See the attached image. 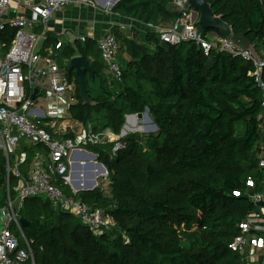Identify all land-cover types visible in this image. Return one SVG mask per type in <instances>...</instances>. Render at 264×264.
<instances>
[{
  "label": "trees",
  "instance_id": "trees-1",
  "mask_svg": "<svg viewBox=\"0 0 264 264\" xmlns=\"http://www.w3.org/2000/svg\"><path fill=\"white\" fill-rule=\"evenodd\" d=\"M173 1L119 0L110 12L166 26L179 16ZM204 1L234 35L251 42L257 55L264 51V0ZM195 27L204 37H221ZM113 34L120 81L108 82L90 38L65 43L59 51L64 60L83 57L95 71L85 75L89 105L79 97L75 74L67 73L76 87L71 118L120 135L126 116L147 111L157 130L143 137L127 134L121 139L125 147L114 154L113 143L85 147L106 169L107 182L79 191L75 198L109 218L113 225L101 235L44 197L24 200L19 218L27 222L22 232L33 253L25 264H246V254L232 252L229 245L239 235V225L262 207L249 198L264 183L259 169L264 107L250 75L252 62L215 50L204 55L193 42L163 43L153 30L135 31L132 37ZM14 35L8 26L0 31V54L8 52ZM56 40L50 36L44 47ZM63 67L67 72L68 65ZM21 151L27 154L21 167L26 177L34 155L47 150L22 144ZM249 179L253 189L246 186ZM18 183L10 176L11 190ZM57 184L71 195L60 179ZM6 188L0 154L3 195Z\"/></svg>",
  "mask_w": 264,
  "mask_h": 264
},
{
  "label": "built area",
  "instance_id": "built-area-1",
  "mask_svg": "<svg viewBox=\"0 0 264 264\" xmlns=\"http://www.w3.org/2000/svg\"><path fill=\"white\" fill-rule=\"evenodd\" d=\"M71 4L82 8L93 5L91 0H0V31L6 26L15 30L8 52L0 54V154L5 160L7 181L3 205L0 206V264H25L32 259L31 247L19 223V212L25 199L44 197L54 209L78 218L95 236L113 225L101 210L92 209L75 198L84 189L82 185L80 189L74 188V178L82 182L80 179H84L85 172H88L96 188L100 181L107 182L106 169L101 170L103 165L94 155L89 169L84 161L75 158L87 153L85 147L104 143L114 144V154L125 147L121 139L127 134L116 135L109 129L95 131L91 124L72 120L70 109L76 104V87L64 67H60L53 58L67 43V33L54 30L56 43L44 47L50 20ZM173 5L179 13L173 22L166 26L142 24L144 30L155 31L161 42L171 45L193 42L204 55L215 50L251 61L253 70L250 75L260 88L261 106L264 107V51L254 59L249 52L235 49L227 39L215 34L204 37L196 29L192 21L193 12L185 0H174ZM90 37L79 36L77 39L85 42ZM96 44L105 69L114 80L120 81L116 38L108 33L97 38ZM35 91L37 96L32 99ZM145 119L143 117L139 123ZM139 123L136 127L143 128ZM22 144L39 145L47 150L46 155H34L26 177L21 173L27 158L26 152L21 151ZM259 169L264 171L262 151ZM10 176L19 181L12 190ZM58 179L70 188L71 195L60 189ZM246 186L253 189L254 181L247 180ZM236 194L239 195L233 193ZM249 198L262 207L239 225L240 233L229 245L232 252L246 254V264L254 260L256 251L262 252L264 259V183L262 191L251 194Z\"/></svg>",
  "mask_w": 264,
  "mask_h": 264
},
{
  "label": "crops",
  "instance_id": "crops-1",
  "mask_svg": "<svg viewBox=\"0 0 264 264\" xmlns=\"http://www.w3.org/2000/svg\"><path fill=\"white\" fill-rule=\"evenodd\" d=\"M91 1L93 5L90 8H82L76 4H71L63 11L57 13L49 22V31L47 32L48 38L53 36L54 30H65L67 33V43H73L79 36H91L90 39L96 41L97 38L108 33L114 36L113 33L115 30L120 34H124L129 37H132L135 31L144 32L142 24L131 19L119 17L110 12L111 8L119 0ZM121 26L124 28L121 29ZM69 34H73L75 38L73 41L70 39ZM63 65L66 66L65 63ZM136 119L131 118L126 121V132L133 131L135 129L139 123V119L138 122ZM261 133L264 135V127L261 129ZM259 147L261 151L264 152V137H262ZM91 156L92 154L87 152L84 155L76 156L75 159L84 161L87 164V169H89L90 166H92L93 161ZM92 180V175H88V172H85V177L82 182L77 180V178H74V188L80 189V185H82V189L85 190L86 188L92 186ZM254 256V260L252 259L250 264H264L262 252L256 251Z\"/></svg>",
  "mask_w": 264,
  "mask_h": 264
},
{
  "label": "water",
  "instance_id": "water-1",
  "mask_svg": "<svg viewBox=\"0 0 264 264\" xmlns=\"http://www.w3.org/2000/svg\"><path fill=\"white\" fill-rule=\"evenodd\" d=\"M185 3L193 12L192 21L195 22L196 25L201 27L203 30H209L213 32H218L220 36L224 39H227L229 43L240 51H246L251 54L254 59H258V55L255 51L254 46L247 40L244 36H237L232 33V27L225 23L220 16H214L211 6L206 3L204 0H185ZM94 69L88 62L81 56L72 57L68 63L67 73H74L77 78L78 83V93L81 101L84 105L91 104V100L87 95L86 89V78L85 75L87 73L94 74ZM37 91L32 95V99L37 96ZM143 117H146L148 122H152L148 117V112L143 114H137L132 116H126L125 121L131 118H137L141 120ZM125 128V126H124ZM121 134H124V131H121ZM92 157V156H91ZM104 170V167L101 169ZM94 182L92 186L86 188V191L93 190L95 188ZM250 202L253 203V199L250 198ZM19 223L22 227L27 225V222L23 219H19ZM2 227H0V231Z\"/></svg>",
  "mask_w": 264,
  "mask_h": 264
},
{
  "label": "rangeland",
  "instance_id": "rangeland-1",
  "mask_svg": "<svg viewBox=\"0 0 264 264\" xmlns=\"http://www.w3.org/2000/svg\"><path fill=\"white\" fill-rule=\"evenodd\" d=\"M63 32H65V30H63ZM69 37H70V39H71L72 41L75 39L74 36H73V34H69ZM43 43H44V42H42L41 45H42ZM53 58H54V60L56 61V63H57L59 66H63L64 63L68 65V63H69V60H64V59L62 58L60 52H56V53H55V56H54ZM116 62L119 64L118 54H117V56H116ZM105 70H106V69H105ZM105 74H106V79H107L108 82H109L110 79H111L112 77L109 75V73H108L107 70L105 71ZM145 112H147V111H145ZM148 117H149V116H148ZM139 125L144 126V127L141 128V129L135 127V129H134L133 131H129V132L127 131V132H126V130H125V128H124V126H126V121H125V124H124V126H123L124 133H126V134L135 133V134H137V135L143 137V136H146L147 134H153V133H155L156 130H157V128L153 125V123H152V122H148L146 119H145V120H142V122L139 123ZM136 130H137V131H136ZM238 131L240 132V130H238ZM144 132H146V133H144ZM80 180L83 181L84 179H80ZM3 196H4V195H3V192L0 191V201H2ZM0 221H1V220H0Z\"/></svg>",
  "mask_w": 264,
  "mask_h": 264
},
{
  "label": "bare ground",
  "instance_id": "bare-ground-1",
  "mask_svg": "<svg viewBox=\"0 0 264 264\" xmlns=\"http://www.w3.org/2000/svg\"><path fill=\"white\" fill-rule=\"evenodd\" d=\"M144 133H146V132H144Z\"/></svg>",
  "mask_w": 264,
  "mask_h": 264
}]
</instances>
